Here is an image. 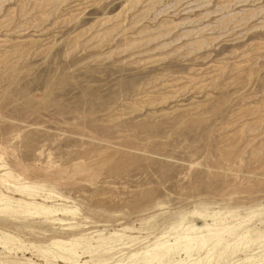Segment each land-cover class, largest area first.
<instances>
[{"label":"rangeland","instance_id":"1","mask_svg":"<svg viewBox=\"0 0 264 264\" xmlns=\"http://www.w3.org/2000/svg\"><path fill=\"white\" fill-rule=\"evenodd\" d=\"M0 165L72 211L0 217V264H135L192 211L264 264V0H0Z\"/></svg>","mask_w":264,"mask_h":264},{"label":"bare ground","instance_id":"2","mask_svg":"<svg viewBox=\"0 0 264 264\" xmlns=\"http://www.w3.org/2000/svg\"><path fill=\"white\" fill-rule=\"evenodd\" d=\"M0 167H1V165H0ZM12 177H13V175L11 174L10 171L4 170L3 173L0 175V184L4 185V187L7 191L18 192L19 194L20 193L24 194L28 198V200H25L24 197H23V199L22 198H13L12 196H9V195H6V194L0 192V217L11 216L14 214H19V215L36 214L39 216H43L45 220L62 222L60 219L54 218L53 215L55 213L57 214L58 213L57 211H61L62 213H65V214L66 213L69 214L72 212L71 210H67L65 208L64 209H56L52 206H47L43 203L35 202L34 201V196L36 195V194H34L35 186L25 184V183H19V182H13V183L9 182V180L10 181H16V180L18 181L17 178H15L16 180H11ZM49 196L50 195L44 196V199L49 198ZM214 216H215V213H213V214L203 213L202 214V213H197L194 211L182 215L179 218L178 224H177V227L181 226V230H180V232L175 234V237L172 239L173 242L169 243L168 240H161L162 238L159 237L152 244L150 249H147V250L142 252L143 253L142 258H140L138 260L139 262L135 263V264H154L156 262L158 263L164 257H168L172 254H178V253L184 254V256L188 259L190 258V260L187 264H211L210 263L211 260H213L214 262L221 260L220 258H221V255L223 254L224 250L220 251V250H216L215 248H216V246H218L222 243V240L224 237L223 234L228 232V230H227L228 227H225L226 222L224 223L223 221H216V219H214ZM208 217L212 218L213 221L211 223L207 222ZM215 218H216V216H215ZM197 221H201L202 223L197 224ZM181 223H183V224L181 225ZM2 234H3L2 236H5V237L7 236V238H9V234L5 233V235H4L3 231H2ZM107 236H109V235H106V237ZM9 239H11V238H9ZM4 241H3V245L6 244V242H4ZM7 241H9V240H7ZM12 242L13 241H11L9 243H12ZM51 244L57 246V248L59 249V252L55 253V255H51L50 254L51 252L48 249H43V250L39 249V250H41L40 252L43 254L44 257H45V255L49 254L54 259L60 258V259H63L65 261L71 260L70 261L71 264H79V263H77V260L72 259V256H76V251H74L75 249H72L71 247H69L70 245L69 246L65 245L66 241L63 242V240L62 241L61 240H55ZM100 245H98V246H100ZM98 246H96V247L98 248ZM224 248H226V246ZM12 249H10V251ZM200 250H204V251L202 253H199ZM103 251H105V250H103ZM193 251H196L198 254L196 257H193V259H191V253ZM105 252H103V253H105ZM135 254L136 253L130 254L128 256V258H130V259L134 258ZM184 260H182V261H184Z\"/></svg>","mask_w":264,"mask_h":264}]
</instances>
